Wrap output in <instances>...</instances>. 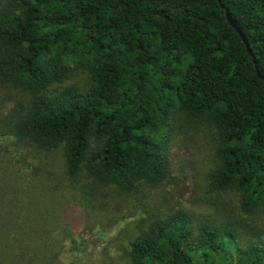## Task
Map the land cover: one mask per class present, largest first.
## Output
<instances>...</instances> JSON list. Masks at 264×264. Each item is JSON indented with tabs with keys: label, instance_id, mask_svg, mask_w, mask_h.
<instances>
[{
	"label": "trees",
	"instance_id": "16d2710c",
	"mask_svg": "<svg viewBox=\"0 0 264 264\" xmlns=\"http://www.w3.org/2000/svg\"><path fill=\"white\" fill-rule=\"evenodd\" d=\"M256 68L264 78V0H0V133L15 144H0V264H65L86 214L113 222L170 179L183 125L214 131L212 208L146 211L101 264H264Z\"/></svg>",
	"mask_w": 264,
	"mask_h": 264
},
{
	"label": "rangeland",
	"instance_id": "374dc122",
	"mask_svg": "<svg viewBox=\"0 0 264 264\" xmlns=\"http://www.w3.org/2000/svg\"><path fill=\"white\" fill-rule=\"evenodd\" d=\"M11 105L12 101L8 100L5 107L0 108V127L9 122L7 111ZM13 139L10 134L0 133V144L7 145L9 149L15 145ZM178 139L172 148L170 179L162 185L142 189L137 194L138 198H142L140 201H122L121 214L113 222L106 218L108 216L86 214V227L83 223L75 226L72 236L64 241L60 258L65 264H101L103 250H108L112 256L120 255L127 237L123 230L125 227L133 229L134 221L145 216L146 211L176 205L203 211L212 208V204L205 198L204 191L207 173L213 166L214 131L210 126L183 125ZM60 167L59 152L50 153L49 173L56 176L55 173L61 171ZM134 196L135 194L130 198ZM226 199V204L236 201L231 196ZM141 201L142 207L136 209ZM80 207H86L85 203Z\"/></svg>",
	"mask_w": 264,
	"mask_h": 264
},
{
	"label": "water",
	"instance_id": "95a60500",
	"mask_svg": "<svg viewBox=\"0 0 264 264\" xmlns=\"http://www.w3.org/2000/svg\"><path fill=\"white\" fill-rule=\"evenodd\" d=\"M226 19H227V21L232 25V27L236 30V32L240 35V37L242 38L243 42L245 43V46H246V49H247L248 53L251 55L253 62L256 64V59H255V57H254V55H253V53H252V51H251V49H250V47H249V45H248L247 40L245 39V37H244V35H243L241 29L239 28V26H237V24H236L235 21L231 18L230 14H229L228 12H226ZM256 67H257V66H256ZM256 69H257V68H256ZM256 73H257V75H258L260 78L264 79L263 76L260 74V72H259L258 69L256 70Z\"/></svg>",
	"mask_w": 264,
	"mask_h": 264
}]
</instances>
